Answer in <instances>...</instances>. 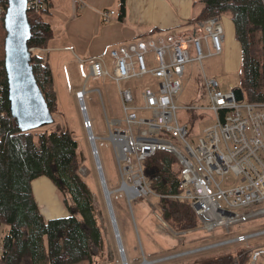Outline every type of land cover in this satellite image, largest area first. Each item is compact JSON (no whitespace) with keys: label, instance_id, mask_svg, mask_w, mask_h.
Listing matches in <instances>:
<instances>
[{"label":"built area","instance_id":"built-area-1","mask_svg":"<svg viewBox=\"0 0 264 264\" xmlns=\"http://www.w3.org/2000/svg\"><path fill=\"white\" fill-rule=\"evenodd\" d=\"M27 5L29 12L40 13L45 0H28ZM114 13L103 11L104 21L111 20ZM224 38L221 15H213L197 20L191 30H171L165 34L121 42L109 52L114 62L112 70L101 57L92 58L86 80L108 77L117 86L124 115L107 120L108 139L114 147L121 175L120 189L130 200L149 193L159 197L151 189L144 163L157 151L171 152L178 160L181 177L180 192L172 196L190 204L199 220L197 228L206 231H213L219 226L229 230L233 224L264 215V207L255 209L264 203V102L252 103L243 88L232 85L230 90L225 91L219 79L205 76L208 105L187 107L190 114L186 119L179 114L177 101L183 92L186 67L193 60L192 49L195 48L196 59L202 62L207 56L223 52ZM202 41H205L207 53ZM30 49L35 52L38 48ZM150 54L156 66L149 65ZM148 74L160 82L157 89L139 88L143 106L137 107L133 105V91L129 87L124 88L121 82L142 79ZM91 90L101 93L100 88ZM89 91L84 87L77 91L76 96L85 117V127L93 131L85 101ZM142 109L150 111L151 116H141L139 111ZM205 109L212 111L214 123L205 127L204 135L196 145L191 136V113L197 112L200 117ZM93 138L96 143L94 132ZM96 148L99 155L97 144ZM230 172H234L239 180L228 182L223 187ZM156 215L175 234H187L194 230L175 232L161 214ZM262 234L264 229L240 234L219 244L245 242ZM202 248L206 247L192 251ZM242 253L247 254L248 259L241 262L240 256H236L233 264H264V246Z\"/></svg>","mask_w":264,"mask_h":264},{"label":"trees","instance_id":"trees-1","mask_svg":"<svg viewBox=\"0 0 264 264\" xmlns=\"http://www.w3.org/2000/svg\"><path fill=\"white\" fill-rule=\"evenodd\" d=\"M8 0H1L5 9ZM197 18L230 13L236 39L242 47L241 81L247 99L264 102V0H202ZM40 13L29 12L32 25L30 47L45 48L52 27ZM3 15H5V10ZM126 16V0H121L119 19ZM4 19V16H2ZM5 29V22H3ZM6 32V29H5ZM6 36V35H5ZM36 78L52 112L58 109V95L52 68L37 52H32ZM199 118L192 112L191 122ZM52 125V126H51ZM51 126L50 128H48ZM40 129V128H38ZM79 143L69 127L60 122L43 130L23 131L10 112L4 53L0 59V264L93 263L94 246L103 249L104 237L93 192L82 177ZM151 189L159 194L161 216L175 232L193 230L198 217L190 204L172 195L180 192V169L174 154L157 151L144 163ZM46 176L62 193L68 215L47 219L34 194L33 181ZM241 262L247 254H239ZM235 255L208 258L195 264H233Z\"/></svg>","mask_w":264,"mask_h":264},{"label":"rangeland","instance_id":"rangeland-1","mask_svg":"<svg viewBox=\"0 0 264 264\" xmlns=\"http://www.w3.org/2000/svg\"><path fill=\"white\" fill-rule=\"evenodd\" d=\"M4 9L3 6H0V59L4 53V39L6 35L3 27L4 19H2ZM237 41L236 39V44ZM202 45L204 52L207 53L205 41H202ZM38 54H40L39 51ZM196 56L197 52L193 48L191 51L193 60L186 67L183 77V92L177 101L179 114L182 119H186L190 114L186 110L187 107L208 105L209 100L204 86L205 76L219 79L221 87L225 91L230 90L232 85L242 88L240 73L242 66L241 64L232 65L234 61L233 53L230 54V58L227 57L226 43H224L223 53L221 54L207 56L202 62L196 59ZM148 62L151 67L156 66L152 54L148 55ZM113 63V59L109 53L107 66L111 70ZM75 64L78 66V63L75 62ZM54 74L55 89L58 95V109L53 113L55 122L58 121L64 127H69L79 143L80 150L82 151L79 157L81 160L79 171L93 192L94 203L97 207L99 222L103 231L104 246L101 250L94 246L92 264H143L145 260L151 261L150 264H195L221 255L233 254L239 256L244 250L264 246V234L251 237L245 242L235 241L222 245L219 244L220 242L236 238L240 234H250L263 230L264 215L233 224L229 230L225 226H219L213 231L195 228L192 232L178 235L164 225L156 215V213L161 214L159 208L160 198L158 196L149 193L148 195H142L130 200L126 192L120 189L121 175L114 147L108 139L109 125L107 118L122 117L124 115L116 85L108 77H92L86 82L89 72L86 75V70L83 66L80 75L73 67H70L66 72H62L56 67ZM159 82V79L148 74L142 79L124 80L121 82V85L124 88L129 87L133 91L135 96L133 105L142 107L143 99L140 96L139 88L144 86L157 89ZM77 87H86L88 90L100 87L102 90V97L98 91L90 90L86 94L85 101L89 116L93 122V132L97 136L96 144L99 149L107 186L112 191L111 201L123 242V250L117 242L93 154L89 132L85 127V117L76 96L77 92H74ZM139 113L141 116H151V112L148 110L142 109ZM213 123V113L208 109L201 111L200 117L195 124L190 123L192 129L191 136L196 145L200 137L204 135L203 131L205 127ZM37 130H43V127L37 128ZM235 180H239L238 176L234 172H230L226 176L223 187L228 182L230 183ZM58 194L61 196L60 207L67 210L68 215L69 212L63 201L62 193L59 191ZM261 207H264V203L257 205L255 209ZM7 228L6 224L0 226V247H2V237ZM210 245L214 246L207 247ZM201 247L206 248L195 252L192 251ZM182 252L187 253L180 254ZM123 253L127 257V263L123 261ZM24 264H31L30 259L26 258ZM75 264H88V262H78Z\"/></svg>","mask_w":264,"mask_h":264},{"label":"crops","instance_id":"crops-1","mask_svg":"<svg viewBox=\"0 0 264 264\" xmlns=\"http://www.w3.org/2000/svg\"><path fill=\"white\" fill-rule=\"evenodd\" d=\"M47 6V13L43 16L51 24L53 34L47 46L38 48L37 53L39 51L48 61L53 75L56 67L62 72L73 67L80 75L82 66L87 75L90 59L101 57L107 64L110 48L121 42L171 30H191L203 3L202 0H126V16L122 20L119 19L121 0H45ZM108 10L115 13L106 22L102 12ZM221 22L227 57L233 53L232 65L241 64L242 47L239 41L235 42L231 14H222ZM81 89L77 87L74 92ZM99 94L102 97V90ZM33 190L47 219L67 215V210L60 207L59 191L48 177L35 179Z\"/></svg>","mask_w":264,"mask_h":264},{"label":"water","instance_id":"water-1","mask_svg":"<svg viewBox=\"0 0 264 264\" xmlns=\"http://www.w3.org/2000/svg\"><path fill=\"white\" fill-rule=\"evenodd\" d=\"M27 2L28 0H8L4 15L6 29L5 68L7 72L10 112L15 123L23 131L34 130L55 122L54 114L49 107L34 72L33 56L29 46L32 25L29 19ZM88 132L111 222L117 242L123 250V242L111 201L112 191L107 186L101 160L93 138V131L89 130ZM122 258L127 263V257L124 253L122 254ZM150 262L145 260L143 264H150Z\"/></svg>","mask_w":264,"mask_h":264},{"label":"bare ground","instance_id":"bare-ground-1","mask_svg":"<svg viewBox=\"0 0 264 264\" xmlns=\"http://www.w3.org/2000/svg\"><path fill=\"white\" fill-rule=\"evenodd\" d=\"M120 233V232H119ZM148 264V263H147Z\"/></svg>","mask_w":264,"mask_h":264}]
</instances>
